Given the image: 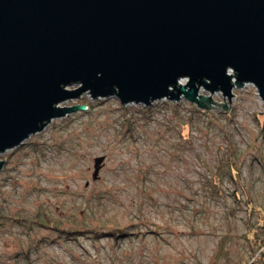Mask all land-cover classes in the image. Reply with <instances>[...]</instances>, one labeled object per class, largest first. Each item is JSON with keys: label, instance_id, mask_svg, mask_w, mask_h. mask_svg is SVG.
Returning <instances> with one entry per match:
<instances>
[{"label": "rangeland", "instance_id": "obj_1", "mask_svg": "<svg viewBox=\"0 0 264 264\" xmlns=\"http://www.w3.org/2000/svg\"><path fill=\"white\" fill-rule=\"evenodd\" d=\"M233 93L200 88L228 112L184 96L61 102L88 107L0 154V264L264 262V100L252 82ZM119 228L128 235L91 231Z\"/></svg>", "mask_w": 264, "mask_h": 264}, {"label": "water", "instance_id": "obj_2", "mask_svg": "<svg viewBox=\"0 0 264 264\" xmlns=\"http://www.w3.org/2000/svg\"><path fill=\"white\" fill-rule=\"evenodd\" d=\"M247 82L264 100V0H0V154L85 110L60 103L87 91L228 112L200 88L231 102Z\"/></svg>", "mask_w": 264, "mask_h": 264}, {"label": "trees", "instance_id": "obj_3", "mask_svg": "<svg viewBox=\"0 0 264 264\" xmlns=\"http://www.w3.org/2000/svg\"><path fill=\"white\" fill-rule=\"evenodd\" d=\"M230 168L233 170L232 173H235L234 171H235L236 169H235V167H234V164H231V165H230ZM39 223L42 224V225L48 226V223H47V222L39 221ZM49 225H50V224H49ZM50 226L53 227V228H56V229L58 228V229H59V227H58L57 225H55V224H51ZM260 226L263 227L262 224H260ZM86 231H87V230H69V231H66L65 233H67V235L77 236V235H79V234H83V232L86 233ZM89 231H90V230H89ZM91 231H92L93 233H95V235H96L97 237H101L102 235H106V236H114V237H121V236L128 235V234H127V231L124 230V229H122V228H119V229H113V230H110V231H104V232H102V231H94V230H91ZM251 233H252V235L255 236L256 233H257V230H256V229H253ZM257 242L259 243L260 248H259V250L256 251V252H259V253H258L259 255L264 256V238L259 239ZM253 264H254V263H253Z\"/></svg>", "mask_w": 264, "mask_h": 264}]
</instances>
